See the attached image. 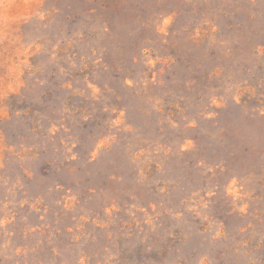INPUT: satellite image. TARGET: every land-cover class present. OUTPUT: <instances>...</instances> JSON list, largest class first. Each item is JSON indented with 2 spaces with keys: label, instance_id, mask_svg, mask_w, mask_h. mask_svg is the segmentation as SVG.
Instances as JSON below:
<instances>
[{
  "label": "rangeland",
  "instance_id": "rangeland-1",
  "mask_svg": "<svg viewBox=\"0 0 264 264\" xmlns=\"http://www.w3.org/2000/svg\"><path fill=\"white\" fill-rule=\"evenodd\" d=\"M0 264H264V0H0Z\"/></svg>",
  "mask_w": 264,
  "mask_h": 264
}]
</instances>
